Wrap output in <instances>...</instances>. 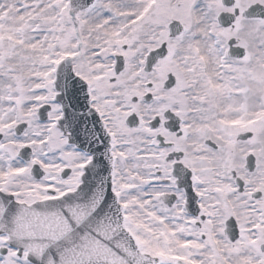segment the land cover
Segmentation results:
<instances>
[{"label": "snow or ice", "instance_id": "snow-or-ice-1", "mask_svg": "<svg viewBox=\"0 0 264 264\" xmlns=\"http://www.w3.org/2000/svg\"><path fill=\"white\" fill-rule=\"evenodd\" d=\"M0 264H264V0H0Z\"/></svg>", "mask_w": 264, "mask_h": 264}]
</instances>
